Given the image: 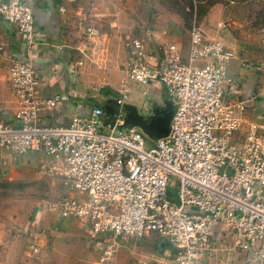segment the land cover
Masks as SVG:
<instances>
[{
    "label": "built area",
    "instance_id": "obj_1",
    "mask_svg": "<svg viewBox=\"0 0 264 264\" xmlns=\"http://www.w3.org/2000/svg\"><path fill=\"white\" fill-rule=\"evenodd\" d=\"M0 16L29 47L36 42L34 13L25 0H0ZM124 45L128 78L158 83L168 96L173 113L167 135L150 140L128 118L125 85L110 114L95 106L68 124L43 123V110L61 99L41 96L36 68L15 60L9 82L16 122L0 120V151L42 154L40 170L73 190L48 201L47 209L85 221L91 237L102 242L101 264H112L119 238L152 233L171 244L170 264H201L218 224L251 263L264 264V124L252 121L240 135L242 113L253 103L230 100L223 85L235 51L198 25L189 31L187 52L178 42L149 50L133 34ZM137 108L149 117L154 107L145 114Z\"/></svg>",
    "mask_w": 264,
    "mask_h": 264
},
{
    "label": "crops",
    "instance_id": "obj_2",
    "mask_svg": "<svg viewBox=\"0 0 264 264\" xmlns=\"http://www.w3.org/2000/svg\"><path fill=\"white\" fill-rule=\"evenodd\" d=\"M25 1L33 10L37 28L36 42L31 47L17 27L0 16V120L16 122V103L9 82V68L15 60L30 62L36 68L42 81L41 96L61 99L56 108L43 110V123L68 124L95 106L115 109L122 87L108 86L119 85L117 79L127 74L125 37L118 34L119 29L116 31V27L129 28V23L121 22L119 17L125 9L114 0ZM240 3L216 0L206 4L199 26L209 38L236 53L223 85L230 100L253 103L242 113L241 135L247 133L252 121L264 124V24L251 17L253 7ZM91 26L99 33L90 35L87 28ZM154 33L153 44L142 37L149 50L178 42L187 52L189 33L177 18ZM159 87L152 83L145 88L149 95L158 97ZM128 103L139 107L132 101ZM42 159L39 152L16 155L0 151V163H13L17 172L44 173L39 168ZM1 218L0 264H101L102 242L91 237L83 220L60 217L41 202L26 221ZM47 229L51 237L43 239L41 230ZM230 233L221 224L216 225L211 248L201 264H253L235 244L231 245ZM161 238L156 233L142 239L119 238L112 264H170L164 257L172 246L162 239L164 246L169 245L162 257L155 248ZM43 244L46 248L42 250Z\"/></svg>",
    "mask_w": 264,
    "mask_h": 264
},
{
    "label": "rangeland",
    "instance_id": "obj_3",
    "mask_svg": "<svg viewBox=\"0 0 264 264\" xmlns=\"http://www.w3.org/2000/svg\"><path fill=\"white\" fill-rule=\"evenodd\" d=\"M213 1L216 0H114V3H118L119 6L125 9L119 16L121 18V22L129 23V28L125 26H122L121 28L116 27V31L119 29L118 34H123V37L125 38L128 35L133 34L139 36L140 38L144 37L153 44L154 42H152V37L155 35L154 32H161L165 29V26L169 23V21H173L177 18L179 23L184 26L186 32L189 33L194 25L199 26V20L206 12L205 5L212 3ZM222 1H233L236 3L235 5H238L239 2H241L240 4L245 2L248 6L253 7L251 17L253 19H258L262 24H264V0ZM126 9L128 11H126ZM127 29L129 32L126 31ZM188 46L186 49H188ZM117 80L119 85L111 86V84H109L108 87L121 88L124 85L128 86V101H132V103L134 102L142 108L143 114H145L146 111H150L149 107L155 104L159 106L160 110H164V113H161V116L164 117L165 122L160 127L165 130L172 113L165 90L159 87V96L152 97L149 93H147L145 88L146 85L128 79L127 74L120 76ZM156 98L162 101L156 103ZM159 134L160 133H158V135ZM162 134L163 133H161V135ZM14 169L13 163H0V220L2 219V216L7 219L13 218L26 221V219L31 217L34 213L36 204L41 202L46 205V203L50 200H54L67 193H73L71 187L62 179H53L44 173L36 172L32 174L30 173L31 171L26 173L24 172L25 170L17 172ZM41 236L45 237H43V239L50 238L51 231L48 229L46 231L41 230ZM230 236V239L233 240L231 245H233L235 242L234 237L232 234ZM160 237L162 236L160 235ZM162 239L169 243V241L164 237L156 243L157 246L155 248H157V252L161 254V257L165 256V253H162L164 252L165 247H169V245L164 246L162 244L164 242ZM41 247L42 250L43 248H46L45 245ZM223 248H225V245H223ZM41 254L42 253H40V255ZM215 261L217 262L218 259H215Z\"/></svg>",
    "mask_w": 264,
    "mask_h": 264
},
{
    "label": "water",
    "instance_id": "obj_4",
    "mask_svg": "<svg viewBox=\"0 0 264 264\" xmlns=\"http://www.w3.org/2000/svg\"><path fill=\"white\" fill-rule=\"evenodd\" d=\"M169 105L172 109L171 103L169 101ZM153 113L149 117H144V115H141L138 113V108L135 105H132L131 103L126 105V109L128 110V118L136 125L140 126L144 132L152 139H157L160 137H163L168 134L169 132V125H170V120L168 121L167 128L165 130L161 129V125L164 124L165 120L164 117L161 116V113H164V110H160L159 106L156 104L153 105ZM109 114L112 113L115 109H106L104 108ZM109 110V111H108ZM158 133H160L158 135ZM161 133H163L161 135ZM168 193L171 195L172 199H175L176 203L179 204V198L177 195V191L174 188H169Z\"/></svg>",
    "mask_w": 264,
    "mask_h": 264
}]
</instances>
